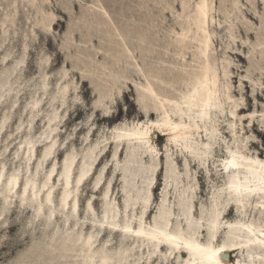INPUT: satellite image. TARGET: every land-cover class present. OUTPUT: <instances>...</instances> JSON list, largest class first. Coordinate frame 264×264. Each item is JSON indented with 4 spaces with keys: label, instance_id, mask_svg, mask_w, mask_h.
<instances>
[{
    "label": "rangeland",
    "instance_id": "374dc122",
    "mask_svg": "<svg viewBox=\"0 0 264 264\" xmlns=\"http://www.w3.org/2000/svg\"><path fill=\"white\" fill-rule=\"evenodd\" d=\"M180 1L109 0L104 5L112 18L113 12L122 16L125 32L135 27L152 40L153 44L144 45L143 51H153L155 57L143 63L134 51L142 71L164 66L157 54H163L161 45L169 42L170 32L179 31ZM234 1L213 0V56L218 64L226 59L231 62L229 93L239 104L236 114L242 119L230 115L232 105L225 106L226 111L217 119L216 146L194 166L186 153L180 155L173 146L166 148L167 137L160 136L161 132L151 138L156 149L153 158L141 154L128 164V148L123 144L122 152L116 153L114 129L135 127L147 120L133 90L135 84H141L140 72L127 60L111 61L99 50L98 27L91 13L103 0H0V82L8 79L11 83L7 89L0 88V171L4 180L17 172L21 183L26 176L35 175L37 187L54 171L56 190L52 199L56 219L50 220V226L45 207L39 219H34V208L20 206L17 196L10 200L7 212L2 213L0 202V264L77 263L79 259L72 253L53 259L47 245L51 238L81 234L96 238V251L109 249L117 253L128 249L129 264H184L185 255L178 259L177 254L170 256L164 248L153 255L149 246L124 240L119 234L80 227L82 223L100 226L105 207L114 212L118 225L128 223L132 229L154 226L162 209L170 214L169 229L177 223L185 228L189 215L192 224L203 226L197 234L201 242L208 240L207 215L215 207L222 222L215 244L224 243L226 225L234 224L239 214L235 208L227 213L224 195L220 196L227 183L221 171L229 156L226 147L238 145L245 156L264 159V0H237V6ZM50 14V28H45ZM137 35L135 32L132 38ZM166 49V62L171 63L176 57L171 47ZM89 80L97 89L90 87ZM64 85H68L65 95ZM167 88L176 93L181 90L174 81ZM55 116L56 121L49 123ZM103 116L109 119L98 120ZM232 122L236 124L235 134L231 133ZM48 124L56 129L53 133ZM89 156L99 164L95 170L92 167V178L76 188V177L86 167ZM67 159L73 163L69 187L74 195L60 213L57 190L61 183L57 180ZM165 163L172 168L173 178L166 175ZM139 190L148 198L145 208L141 199L135 200ZM1 194L6 195L4 184ZM74 197L78 200L77 214L71 210ZM182 203L189 211H184ZM244 216L245 221L264 227V214L248 212ZM64 225L69 229L63 230ZM229 260L236 264L235 255H229Z\"/></svg>",
    "mask_w": 264,
    "mask_h": 264
},
{
    "label": "bare ground",
    "instance_id": "6f19581e",
    "mask_svg": "<svg viewBox=\"0 0 264 264\" xmlns=\"http://www.w3.org/2000/svg\"><path fill=\"white\" fill-rule=\"evenodd\" d=\"M108 2L109 0H103V3L95 6V11L91 13L98 27L96 33L101 42L99 50L104 57L108 56L111 61L127 60L130 62V66L140 72L139 81L141 84H135L133 90L137 95L139 110L147 120V123L135 127L123 126L114 129L113 144L116 153L122 152L120 147L123 144L128 148L126 154L128 164H133L136 157L141 154H147L153 158L156 155V149L151 138L152 135L161 132L160 136L167 137L166 148L173 146L180 155L186 153L195 166L196 161L201 160L200 158L205 157L216 146L217 119L226 111L225 106L232 105L233 110H230V115L233 118L238 117L239 121L242 119L239 114H236L239 104L229 93L230 81L227 79L231 74L228 70L231 62L226 59L218 64L213 56V34L215 31L213 25L216 21L212 13L214 11L213 0L180 1L181 13L177 16L179 31L172 30L170 32L169 42H164L161 45L163 54H157L163 58L164 66L146 67L147 72L141 70L134 51H138V56L143 63L148 57H155V52L151 51L148 54L143 51L144 45L153 44L152 40L146 33L141 35L139 29L135 27L125 32L122 16H115V12H113L114 17L112 18L105 10L104 5H107ZM237 4L238 1L235 0L233 5L237 6ZM49 18V23H45V28H50L53 16L50 14ZM135 32L139 35L132 38ZM125 38L128 39L132 50ZM230 38L234 40V37L230 36ZM167 47L173 49L176 57L171 63L166 62ZM186 55H189L190 61H187ZM14 71L13 68L11 73ZM172 81L181 86L179 92H171L167 88ZM83 82L86 83V80L84 79ZM10 84L8 79H5L0 82V88L7 89ZM89 84L90 87L97 89L91 80H89ZM67 92L68 85H64L62 94L65 95ZM99 95L101 96V94ZM245 109L240 108L239 111ZM98 112L99 110L96 111V114ZM153 116H155V120L152 119ZM249 116L252 118L251 114ZM56 119V116L50 118L49 123ZM107 119L109 116H103L98 120L106 121ZM235 126L236 124L232 122L233 131L231 133L233 134H235ZM251 127L253 128L254 124ZM52 128L48 124L51 133L56 130ZM233 134L232 136H234ZM218 147L220 145H217ZM51 151L52 148L49 152ZM32 152L33 147L31 146L29 153L32 154ZM226 152L229 156L225 158L221 171L226 176L227 183L220 196L224 195L227 213L235 208L239 214L237 215L238 220L234 224L226 225L227 229L223 236L225 240L222 245L216 246L215 244L222 224L215 207L207 215L205 231L208 240L205 242L199 241L197 236L203 226L192 224V217L189 215L185 218V228L177 223L176 226L169 229L170 214L165 209L161 210L160 217L155 220L154 226L148 228L139 226L132 229L128 223L118 225V222L115 221V214L109 207H105L104 221H101L100 226L95 228L82 223L80 227L86 226L98 230L99 233L106 232L109 235L119 234L124 240L129 238L135 243L149 246V252L153 255L155 251L162 248L170 256L174 253L177 254L178 259L185 255L187 258L183 260L184 264H208L204 258L206 253H201L198 249L211 250L215 253L212 264H230L229 255L231 254L235 255L236 264H264V229H262L264 227H257L253 221H245L244 216V213L248 212L264 214V181L261 179L264 178V159L259 156H245L238 145L227 146ZM46 157L47 155L44 156L45 159ZM88 160L86 167L76 177V188L85 185L92 178L94 172L92 173L91 169L93 167L95 170L99 164V160L93 156H89ZM72 164L71 159L64 161L60 177L57 180L61 183V189L57 190L60 197V213L64 212L66 206L70 204L68 201L74 195V191L69 187ZM164 170L167 176L173 178L174 172L169 163H165ZM53 173L54 171H51L46 175L44 181L37 187L35 175L26 176L21 183L17 172L11 173L4 180L3 173L0 171V202L4 207L2 213L9 211L10 200L17 196L20 206L26 208L29 205L30 208H34V219H39L45 207L49 212L46 222L48 226L52 225L50 220L56 219L54 214L56 209L52 203L55 195L53 192L56 191L54 182H52L54 180H52ZM3 184L6 189L5 196L1 194ZM144 195L141 190L137 191L135 200L141 199L145 208L148 198ZM71 202V210L77 214L78 200L74 197ZM182 205L185 212L189 211L187 204L182 203ZM108 219L110 221H105ZM62 229L68 230L69 228L64 225ZM63 236L56 239L51 238L47 245L52 249L50 256L53 259L63 254L72 253L79 259L77 263L72 264H129L128 249H121L117 253L110 252L109 249L96 251L94 249L96 238L93 235L86 238L82 234L76 237Z\"/></svg>",
    "mask_w": 264,
    "mask_h": 264
},
{
    "label": "snow or ice",
    "instance_id": "6c2138e0",
    "mask_svg": "<svg viewBox=\"0 0 264 264\" xmlns=\"http://www.w3.org/2000/svg\"><path fill=\"white\" fill-rule=\"evenodd\" d=\"M261 179L262 181H264V178H261ZM198 251H200L201 253H206L204 258L207 260L208 264H212L214 257H215L214 252H212L211 250H205V249H198Z\"/></svg>",
    "mask_w": 264,
    "mask_h": 264
}]
</instances>
